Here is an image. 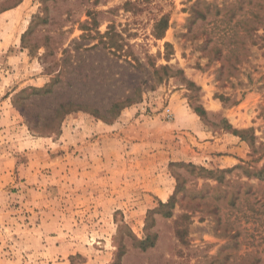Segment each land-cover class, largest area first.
Instances as JSON below:
<instances>
[{"label":"rangeland","instance_id":"obj_1","mask_svg":"<svg viewBox=\"0 0 264 264\" xmlns=\"http://www.w3.org/2000/svg\"><path fill=\"white\" fill-rule=\"evenodd\" d=\"M1 137L0 264H264V0H0Z\"/></svg>","mask_w":264,"mask_h":264},{"label":"crops","instance_id":"obj_2","mask_svg":"<svg viewBox=\"0 0 264 264\" xmlns=\"http://www.w3.org/2000/svg\"><path fill=\"white\" fill-rule=\"evenodd\" d=\"M137 109H138L137 107H131L125 109L124 111H122L120 117L118 118V121H116V123L113 124H108L99 119H95L94 117H91L89 114H84L83 116L71 115L69 118L70 119L68 125L69 127L65 132V137L68 138V136H72L71 131L73 130V126L74 124H78L82 128L81 130L82 137L80 138L81 144H79L78 142L79 140L76 141L68 138L69 140L64 139L65 145L69 146L70 143H72V145H76V147L80 145L83 151L82 154L83 160H86L88 164H90L91 162L99 163L100 161L103 160L101 153H103L105 147V141L108 138H112L113 140L115 138L116 140H119L122 137L121 135L122 131L124 132V135L127 134V131L125 130L126 128L129 129L131 127L147 128L152 123H157L156 120L149 119L147 117L138 116L136 114ZM150 141H151V136L148 137L144 135L143 137H140V141L136 143V145L138 144V147L142 149V152L140 154H142L143 157L142 156L141 157L143 160H147L148 158L147 155H151L150 154L151 148L148 147V145H150ZM29 143H31L29 144L30 146L33 143H35L36 152H42L43 149H45L46 151L52 150L51 148L52 146L54 149L55 146H58L60 144V143L57 144L52 138L49 139V138H39V137H36V140H32V139L29 140ZM201 146L204 147V149L206 150L217 149L222 147L220 142H217L216 140L202 143ZM1 147L2 148L0 150V155L1 157H4L6 161H8L7 160L9 158L8 142L3 137H1ZM70 148H72V146ZM223 148L227 149V144H225ZM229 148H230L229 151H231V145ZM228 157L230 158V156L228 155L227 157H225V159ZM113 171H115V169H113ZM113 176L115 178V174H113ZM114 185L115 184L112 183V187H114ZM155 190L156 193L160 195L161 199H163V194L167 195V187L165 185L158 186Z\"/></svg>","mask_w":264,"mask_h":264},{"label":"trees","instance_id":"obj_3","mask_svg":"<svg viewBox=\"0 0 264 264\" xmlns=\"http://www.w3.org/2000/svg\"><path fill=\"white\" fill-rule=\"evenodd\" d=\"M165 26H167V22H166ZM162 68H163V69H166L167 67H166V66H163ZM156 72H157V70H156ZM51 90H52L51 87H47V88H45V89H37V90H36V94H39V93H41V94H46V93L51 92ZM135 98H136V99L140 98V95H139V96H136ZM133 100H134V98H130V96H128V97H126L123 101H121V103H124V101L132 102ZM69 105H70V106H69ZM72 105H73V104L70 103V102L65 103V104H61L60 106H61V109H62V110H61L60 112H58V117H60L61 115L66 114L69 110H74V107H73ZM119 106H120V103L114 105V107H116V108H118ZM59 121H60V118L58 119L57 124H59Z\"/></svg>","mask_w":264,"mask_h":264}]
</instances>
